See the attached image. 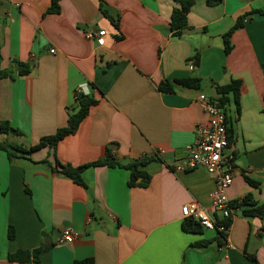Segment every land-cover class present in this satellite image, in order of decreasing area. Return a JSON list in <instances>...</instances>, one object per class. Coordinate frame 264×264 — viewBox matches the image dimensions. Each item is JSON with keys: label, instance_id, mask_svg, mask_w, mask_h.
Instances as JSON below:
<instances>
[{"label": "crops", "instance_id": "1", "mask_svg": "<svg viewBox=\"0 0 264 264\" xmlns=\"http://www.w3.org/2000/svg\"><path fill=\"white\" fill-rule=\"evenodd\" d=\"M49 5L0 0L1 69L15 76L0 81V121L23 134H0V141L30 147L65 127L78 91L94 95L97 105L55 151L13 162L0 151V264H23L8 255L40 246L49 248L28 264H264L259 218L236 211L220 243L213 230L183 231L181 208L209 210L215 185L202 169L175 170L197 126L207 123L199 96L213 100L216 86L239 81V115L231 95L225 106L236 168L227 196L264 204V0H194L180 37L169 27L173 0H60L58 13H45ZM244 14L226 54L222 36ZM98 31H105L103 45L86 37ZM14 61L31 73L16 76ZM190 77L200 79L198 88L174 84ZM162 83L173 91H160ZM107 149L121 164L153 158L138 167L148 186L129 187L128 170L98 166L83 172V188L39 164L77 167L104 159ZM63 230L77 238L58 244ZM203 240L209 244L192 246Z\"/></svg>", "mask_w": 264, "mask_h": 264}, {"label": "trees", "instance_id": "2", "mask_svg": "<svg viewBox=\"0 0 264 264\" xmlns=\"http://www.w3.org/2000/svg\"><path fill=\"white\" fill-rule=\"evenodd\" d=\"M59 1L60 0H50V5L46 9L45 13H58L59 12ZM221 0H206L208 5H215L219 3ZM174 6L171 11L169 27L171 31V35L174 37H180L183 34L185 28L188 27L187 16L191 9V6L194 4V0H173ZM101 6H103L101 4ZM103 13L107 15L110 21L113 23L115 28H118L117 18L109 15L106 9H102ZM248 14H244V16H239L235 22V24L222 36L223 39V49L226 54H228L232 45L230 43V35L231 33L242 27L243 22ZM193 62V66L195 68L199 65V53H195L194 57L191 59ZM16 76H26L31 73V68L27 63H21L18 61H14ZM9 78L13 80L15 76H13L12 71H5L1 69V53H0V81L3 79ZM174 84L180 85L185 88H198L200 86V79L197 77H190L188 79L175 80ZM159 89L162 92L170 93L173 91V87L169 83H162L159 85ZM239 89L240 82L239 81H231L227 85L216 86L215 93L216 98L211 99L217 103V105L223 110L225 115V124L227 125V140L228 145L232 142L233 131L229 124V120L226 115L225 106L229 102V95L233 97L235 107H236V115H239ZM264 100V99H263ZM75 103H76V112L70 114L67 119V124L65 127L58 129L54 134L42 137L38 143L34 146L26 147L20 144H13L8 140L0 141V151L6 154V157L9 162H13L15 160H28L31 161L30 155L43 148H49L52 151H55L59 142L65 139L67 136L75 134L79 125L83 122V120L88 116L92 107L97 105V100L94 95H85L83 93L75 94ZM264 114V108L262 110ZM0 134L5 135L6 137H22L23 134L17 129L13 128L8 121H0ZM153 160V158H144L141 161H130L126 164H121L118 160L113 158L111 154V150L107 149L106 155L104 159L88 163L85 165L73 167L70 164H61L56 161L52 166L47 160L40 162L39 164L46 165L48 169L51 171L71 180L74 184L86 188L82 174L88 168L105 166L108 168H123L129 171V179L127 181V186L129 187H140L146 188L149 184L150 177L143 171H139V166H145L149 161ZM140 180L139 183L137 181ZM246 182L252 186L257 187L258 184L249 178L245 177ZM231 207L233 210L239 209L241 215L244 218H259L264 221V204L258 205L256 202L252 201L250 196H246L241 199V202L233 201L231 203ZM232 222V218H228L221 223L229 228ZM182 229L184 232L188 233H201L203 228L197 223L190 219H185L182 223ZM217 236L216 240L220 242L226 240V233L216 231ZM8 239L12 240L14 238V229L9 226L8 227ZM209 244V241L203 240L201 242L194 243L192 246L194 247H205ZM49 247L40 246L32 251H16L15 253L8 255V260L10 262H18L23 264H28L31 262H36L39 260L41 254H43ZM74 264H94L93 260L85 259L82 261H77Z\"/></svg>", "mask_w": 264, "mask_h": 264}, {"label": "built area", "instance_id": "3", "mask_svg": "<svg viewBox=\"0 0 264 264\" xmlns=\"http://www.w3.org/2000/svg\"><path fill=\"white\" fill-rule=\"evenodd\" d=\"M245 21V20H244ZM105 31L88 32L86 37L95 39L98 44H104ZM54 52V49H50ZM78 93H82L78 91ZM204 113L207 116V123L197 126L196 141L187 149L185 161L176 165V171L204 170L214 180V191L211 194V206L209 210L198 207L195 203H189L181 208L183 219H190L197 222L205 230H213L226 233L229 228L221 222L233 218L239 209L233 210L231 201L227 196V190L233 182V175L236 170L233 156L229 151L227 140V127L223 110L204 95L198 98ZM241 202V200H237ZM77 234L72 230L61 232L58 244L67 240H74Z\"/></svg>", "mask_w": 264, "mask_h": 264}]
</instances>
